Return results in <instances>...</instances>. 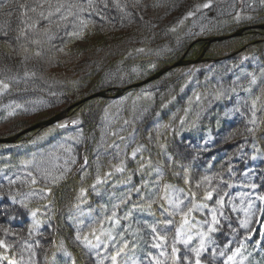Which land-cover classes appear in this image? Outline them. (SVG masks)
I'll return each instance as SVG.
<instances>
[{
	"label": "trees",
	"instance_id": "1",
	"mask_svg": "<svg viewBox=\"0 0 264 264\" xmlns=\"http://www.w3.org/2000/svg\"><path fill=\"white\" fill-rule=\"evenodd\" d=\"M125 2L124 12L108 0L107 8L99 4L100 15L83 13L82 18L90 22L81 36L69 35L79 31L71 24L54 29V39L40 46L42 55L27 61L20 47L24 42L12 39L17 34L19 10L11 17H0V23L10 20L13 29L9 32L11 49L0 37L4 47L0 50V79L11 85L0 93V138L53 117L90 92L106 90L115 95L118 88L148 78L185 53L188 59H197L206 43L200 40L191 49L196 39L264 23L261 0H211L208 8L199 10L197 6L208 0H140L135 7L133 0H121ZM14 8L15 3L0 0V15ZM189 12L193 15L188 16ZM42 26L46 23L38 25ZM131 30L128 38L118 37ZM93 34L96 38L88 49L76 46L89 42L88 36ZM213 45L202 62L174 68L118 97L91 100L80 109H71L56 124L28 132L13 143H0V239L11 245L0 248V254L14 257L18 264H72L73 260L75 264H97V252L100 258L110 256L115 251L113 244L127 240L118 264H149L147 254L156 255L158 250L152 247L153 234L147 225L169 218L163 213L168 207L164 186L173 185L185 193L195 192L196 203H207V209L192 213L193 222L210 218L208 209L223 196L227 219L221 218V229L214 234L216 243L222 248L232 240L230 248L235 249L243 240V264H264V255L251 250L255 223L264 218L258 211L264 202L257 199L264 195V28L249 29ZM28 47L31 51L36 48ZM7 52L11 55H4ZM25 71L35 72V76L24 77ZM253 75L255 84L250 83ZM257 96L261 99L253 125L249 122L251 101ZM30 117L36 120H24ZM60 145L71 147L72 152ZM136 148L140 151L133 157ZM53 152L58 157L53 158L56 164L76 159L66 178L56 184L44 181L32 165L22 163ZM118 167L124 170L117 171ZM28 172L36 176V184L30 183ZM45 188L51 191H41ZM209 188L216 189L213 199L203 201ZM249 200L256 210L245 230L239 227L244 219L240 209ZM113 212L119 224L105 219ZM98 220L114 227L115 239L108 242L102 237L108 247L102 244L89 251L75 239L76 232L88 234ZM4 228L10 230L8 235ZM232 228L237 229L235 235ZM179 247L181 255L185 254L183 246ZM223 259H212L211 249L201 257L202 264H222ZM0 264L9 261L0 260Z\"/></svg>",
	"mask_w": 264,
	"mask_h": 264
},
{
	"label": "snow or ice",
	"instance_id": "2",
	"mask_svg": "<svg viewBox=\"0 0 264 264\" xmlns=\"http://www.w3.org/2000/svg\"><path fill=\"white\" fill-rule=\"evenodd\" d=\"M5 4H16V8L8 11L6 15L11 17L13 12L19 10L18 25L14 30L17 34L12 37L17 43L23 41L24 43L20 45L24 53V61H27L32 56L40 57L42 52L40 46L44 41H51L55 37L54 29H60L61 27L67 28L71 24L74 28L79 29V31H73L69 33L72 36H81L83 35V30L87 28V21L82 18V14L86 12H94L96 15H100L99 4H103L104 8L108 7V0H85V2H80V0H25L24 3H20L19 0H4ZM140 3V0H133L132 6L135 7ZM261 3L264 4V0H261ZM114 7L124 12L127 8V3H121V0H112ZM211 5V0H208L207 3L197 6L199 8H208ZM131 15V13H126ZM193 13L189 12L188 16H192ZM237 19H240L239 13L237 14ZM42 23H46V26L38 27ZM13 31L10 27V20H5L3 23H0V37L3 38L5 46L11 49L12 45L9 43V32ZM28 45H35L36 48L34 51H31ZM63 49H61L62 51ZM138 51H143L139 49ZM4 55H11L10 52L4 53ZM23 63V61H22ZM264 72V69L261 70ZM35 76V72H24V77ZM10 79H15L11 77ZM256 77L253 75L251 84H255ZM11 87L10 83L6 82L5 79H0V93L8 90ZM260 97L257 96L252 99V119L249 121L251 124H256V108L257 102L260 101ZM16 107H21V105H16ZM14 114V112H9V115ZM73 123H78V121H73ZM65 125H60L64 127ZM249 132H253V128L248 129ZM60 148H63L65 152L71 153V147H65L60 145ZM118 147V146H117ZM140 151V148H136L132 152V156L135 157L137 152ZM55 153H49L48 156H42L39 159L33 156L31 159L22 161L25 165H32L35 171L40 175V177L52 184L58 183L60 180L66 178V174L70 171V164H75V157L65 159L64 164L53 163V158ZM58 159V157H55ZM255 159V157H253ZM87 159H85V164ZM117 171H123V167H118ZM231 169H229L230 171ZM159 172V170H157ZM28 177H31L30 183L36 184V176L32 172L27 173ZM205 181L210 182V178L205 177ZM99 177L97 178V183H100ZM187 183V181H185ZM9 183H15V181H9ZM199 186V185H198ZM95 187V185H93ZM228 187H232L231 184ZM252 188H256V185H251ZM165 195L164 200L167 201L168 207L164 208L163 213H166L169 218L162 219L157 221L155 224L147 225L152 232V247L158 250V253L154 255L149 252L147 258L149 259V264H202L201 257L204 253L208 252L211 249L212 259L224 258L223 264H243V250L246 245L242 240L239 244V247L231 249L230 245L232 240H228L227 243L221 248L214 239V234L218 233L221 229V218L227 219L224 216V197L220 196L216 199L215 207L208 209L210 218L204 219L202 221L193 222L192 213L194 211H202L208 208L207 203H196L195 192L189 191L185 193L183 188L177 189L173 185H165ZM139 191V189H136ZM171 190V195L168 194ZM43 192H50V188L42 189ZM84 189H81V194L84 193ZM216 192L215 188H209L204 191L203 201H210L213 199L214 193ZM33 195L35 193H32ZM226 195V193H225ZM183 197V198H181ZM15 199V197H13ZM258 200L264 202V195L258 196ZM187 201V203H186ZM23 203V201H21ZM26 206V205H25ZM151 207V204L148 205ZM115 207V206H114ZM163 207V206H162ZM233 211H236L237 208L233 205ZM244 212V219L239 221V227L245 230H248L250 223L249 217L255 214V205L249 200L246 207L240 209ZM38 211V210H37ZM259 212L264 213V207L258 209ZM33 217L36 216V211L31 213ZM116 213L113 212L112 216L105 217L106 220L113 221L114 224H119V220L115 219ZM176 217H179L177 220ZM97 226H90V232L88 234L81 235V232L78 230L76 232L75 239L79 241L85 248L89 251L99 249L103 244L105 248L108 247V243L105 242L102 237H106L108 242H111L115 239L112 235L111 229L104 228V221L98 220L94 222ZM231 228V224H229ZM5 235L9 234V229H2ZM232 234L235 235L237 229H231ZM32 229H29V234L31 235ZM89 235L92 236V239H89ZM121 239L123 240V233L120 234ZM264 235V234H262ZM248 237L246 236L245 239ZM128 241L123 240V243L113 244L115 251L110 256H105L100 258L99 253L97 252V264H104L105 260H110L111 264H118V258L125 253V250L128 247ZM259 243V241L257 242ZM26 247L31 249V245L25 242ZM183 246L186 250L185 254L181 255V249L179 246ZM62 246V245H61ZM11 245L7 244L4 239H0V248L8 249ZM170 249V251H169ZM231 254H228V253ZM70 255V254H69ZM240 257L238 261L237 258ZM0 260H8L9 264H18V261L13 257L9 258L7 255L0 254ZM23 260V256H21ZM72 264H75V260L72 261ZM127 264V262H125ZM132 264H137L136 261H133Z\"/></svg>",
	"mask_w": 264,
	"mask_h": 264
},
{
	"label": "rangeland",
	"instance_id": "3",
	"mask_svg": "<svg viewBox=\"0 0 264 264\" xmlns=\"http://www.w3.org/2000/svg\"><path fill=\"white\" fill-rule=\"evenodd\" d=\"M145 7V6H144ZM142 12H143V10H142ZM145 12H147L146 10H145ZM2 15L4 16V15H6V14H1L0 15V17H2ZM264 23H262V24H256V25H251V26H244V27H241V28H247V29H244V31L243 32H245V31H247V30H249V29H257V28H260V27H257V26H259V25H263ZM139 26V25H138ZM241 28H239V29H241ZM264 28V27H263ZM133 30H131V31H124V32H120V34L118 35V37H125V38H128V37H126V35L127 34H130L131 32H132ZM236 31H238V29L236 30ZM235 31V32H236ZM243 32L240 34V35H242L243 34ZM234 33V32H233ZM233 33H230V34H228V33H225V34H223V35H214V36H211V37H208V38H216V37H220V36H225V39H223V40H215V41H212V42H210V43H208L207 42V39L208 38H206V39H196V41L195 42H193L192 44H190V48L192 49V47L197 43V42H199L200 40H203L205 43H206V45H205V47H204V49H203V53L200 55L201 57H202V60L204 61V54H205V52L207 51V49L211 46V45H213V44H222L223 42H225L226 40H228V39H230V38H232V37H235V36H233ZM240 35H236V36H240ZM89 38L91 37V40L89 41V42H87V41H84V42H79V43H77L76 44V46H80V47H82V48H87L88 49V47L90 46V45H92V43H93V40L96 38V34H93V35H89L88 36ZM108 39L107 40H111L112 38H110V37H107ZM117 39H120V38H117ZM0 42H2L1 40H0ZM3 45L2 44H0V50H3L4 49V47H2ZM214 46V45H213ZM188 52V51H187ZM186 55H187V53H185L182 57H180L178 60H180L181 58H183L184 57V60L186 59V60H188V58L186 57ZM199 56V57H200ZM198 57V58H199ZM177 60V61H178ZM190 60H195V59H190ZM176 61V62H177ZM202 62V61H201ZM192 64H195V63H192ZM191 65V64H190ZM167 66H169V65H167ZM182 66H186V65H182ZM166 67V66H165ZM178 67H180V66H178ZM164 68V67H163ZM174 68H177V67H173V68H171V69H168L167 71H165L163 74H161V76H159L158 78H156V79H154V80H152V81H155V80H158V79H160L162 76H164V75H166L168 72H170L172 69H174ZM162 69V68H161ZM161 69H159L158 71H160ZM51 70V69H50ZM53 70V69H52ZM51 70V71H52ZM59 70H60V68H59ZM62 70V69H61ZM158 71H156V72H154L152 75H154L155 73H157ZM73 72V71H72ZM151 75V76H152ZM150 77V76H149ZM148 77V78H149ZM145 79H147V78H145ZM145 79H143V80H145ZM143 80H140V81H136V82H133V83H131V84H129V85H127V86H130V85H132V84H134V83H137V82H141V81H143ZM152 81H150V82H152ZM147 84V83H146ZM127 86H125V87H127ZM133 88V87H132ZM132 88H130V89H132ZM127 90H129V89H127ZM126 90V91H127ZM103 91V90H102ZM99 92H101V90L100 91H96V92H90L89 94H87V95H85L82 99H80V100H78V101H75V102H72V103H70V105H66L65 107L63 106V110L62 111H64V110H66V109H69V108H71V109H73V108H75V107H77V106H79L78 108L80 109L82 106H84V105H86V104H88V102H90L91 100H95L96 98H101V97H105V96H98L97 94L99 93ZM107 96L108 97H111V96H113V95H109L108 93H107ZM106 96V97H107ZM70 109V110H71ZM69 110V111H70ZM62 111H60V112H62ZM59 112V113H60ZM24 120H27L29 123H32L34 120H36V118L34 117V118H32V117H30V118H26V119H24ZM45 120V119H44ZM43 120L42 119H40V121L39 122H42ZM38 129H42V128H38ZM38 129H36V130H38ZM35 131V130H34ZM104 228L105 229H111L112 230V235H113V229H114V227L113 228H111V226L108 224V223H106V222H104ZM114 231H115V229H114ZM115 234H116V232L114 233V235H113V237H115ZM262 234H264V218H262V219H260V220H258L256 223H255V230H254V232H253V235H254V238L253 239H255V241H254V244H255V246L254 247H252L251 246V250H253L252 252H254L255 250H256V252L258 251L259 252V254H263L264 255V235H262ZM259 241V243H257ZM253 245V244H252ZM238 260V259H237ZM222 264H223V262H222Z\"/></svg>",
	"mask_w": 264,
	"mask_h": 264
},
{
	"label": "water",
	"instance_id": "4",
	"mask_svg": "<svg viewBox=\"0 0 264 264\" xmlns=\"http://www.w3.org/2000/svg\"><path fill=\"white\" fill-rule=\"evenodd\" d=\"M257 27H260V28H263L264 27V24L263 25H259ZM244 29H247V28H241V29H238V31L234 32L233 33V36H236V35H240ZM225 39V36H220V37H216V38H208L207 39V42L210 43L212 41H215V40H223ZM199 61H202V57L200 56L199 58L195 59V60H184V57L181 58L180 60H178L177 62H174L173 64L169 65V66H166L164 68H162L160 71H158L157 73H155L154 75L150 76L149 78L141 81V82H137V83H134L130 86H127V87H124V88H118L116 93H115V97L116 96H119L121 95L124 91H126L127 89H130V88H135V87H140L146 83H149L150 81L158 78L159 76H161V74H163L165 71H167L168 69H171L173 67H178V66H182V65H188V64H192V63H197ZM98 96H107V91H101L97 94ZM71 108L69 109H66L56 115H54L53 117L47 119V120H44L42 122H38L34 125H31L29 126L28 128L20 131L19 133L13 135V136H10V137H6V138H0V143H13L15 142L20 136L28 133V132H31V131H34L38 128H44L46 126H50L60 120H62L63 118H65L67 116V113L69 112Z\"/></svg>",
	"mask_w": 264,
	"mask_h": 264
}]
</instances>
